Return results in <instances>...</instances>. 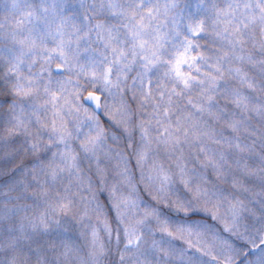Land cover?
<instances>
[{
    "label": "snow or ice",
    "instance_id": "snow-or-ice-1",
    "mask_svg": "<svg viewBox=\"0 0 264 264\" xmlns=\"http://www.w3.org/2000/svg\"><path fill=\"white\" fill-rule=\"evenodd\" d=\"M0 264H264V0H0Z\"/></svg>",
    "mask_w": 264,
    "mask_h": 264
}]
</instances>
